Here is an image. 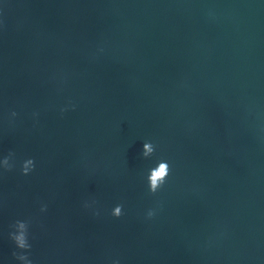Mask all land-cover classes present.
<instances>
[{
    "label": "water",
    "instance_id": "95a60500",
    "mask_svg": "<svg viewBox=\"0 0 264 264\" xmlns=\"http://www.w3.org/2000/svg\"><path fill=\"white\" fill-rule=\"evenodd\" d=\"M29 261L264 264V0H0V264Z\"/></svg>",
    "mask_w": 264,
    "mask_h": 264
},
{
    "label": "clouds",
    "instance_id": "9594fccd",
    "mask_svg": "<svg viewBox=\"0 0 264 264\" xmlns=\"http://www.w3.org/2000/svg\"><path fill=\"white\" fill-rule=\"evenodd\" d=\"M13 115H15V113H13ZM154 152V146L151 142H145L143 144V149H142V155L144 157H148L150 156L152 153ZM5 165H7L8 161L7 158L5 159ZM33 166V160L32 159H28L24 162V167L22 169V171L24 173H27L29 171V169ZM169 164L164 161L161 160L157 163V165L151 169H149V173L147 176V180H148V184H149V190L152 193H155L157 191L158 188H160L166 178L169 175ZM121 207L120 205H117L115 207V211H113V215L115 216H120L121 213ZM149 215H151V213H149ZM19 225V227L21 229H25L27 223L24 221H17L16 225ZM28 227V225H27ZM12 235V239L14 240L15 244L17 245L18 248L20 249H28L31 247V245L28 243L27 241V231H22L19 233V235H16L15 233L11 234ZM14 256H16L17 258L22 257L24 254H20V253H13ZM29 264H31V261H29Z\"/></svg>",
    "mask_w": 264,
    "mask_h": 264
}]
</instances>
